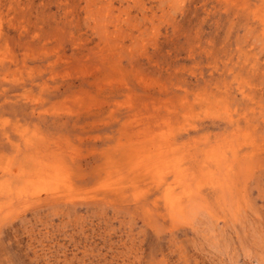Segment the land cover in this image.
Here are the masks:
<instances>
[{
    "label": "rangeland",
    "instance_id": "obj_1",
    "mask_svg": "<svg viewBox=\"0 0 264 264\" xmlns=\"http://www.w3.org/2000/svg\"><path fill=\"white\" fill-rule=\"evenodd\" d=\"M0 264H264V0H0Z\"/></svg>",
    "mask_w": 264,
    "mask_h": 264
}]
</instances>
